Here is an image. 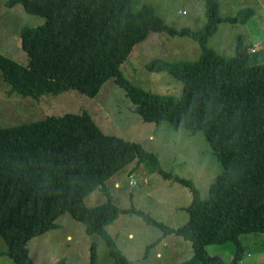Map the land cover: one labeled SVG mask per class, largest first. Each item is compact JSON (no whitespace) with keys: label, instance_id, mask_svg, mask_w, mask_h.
<instances>
[{"label":"trees","instance_id":"1","mask_svg":"<svg viewBox=\"0 0 264 264\" xmlns=\"http://www.w3.org/2000/svg\"><path fill=\"white\" fill-rule=\"evenodd\" d=\"M203 1L205 23L192 31L166 25L149 5L134 9L135 0H8V6L19 3L43 19L19 31L25 67L0 55L1 77L10 92L39 97L76 90L95 97L113 79L143 122L168 121L174 130H199L221 165L200 199L191 181L163 170L158 156L139 143L105 134L86 110L0 127V235L15 264H34L27 242L55 229L65 213L87 234L101 237L113 264L130 262L106 227L128 212L162 232L145 255L167 235L189 242L191 256L177 264H226L205 252L207 245L224 243L233 244L230 264H240L245 252L241 235H264V49L251 52L242 38L231 56L205 46L218 24H246L254 10L241 8L221 18L216 0ZM150 33L188 37L199 44L196 61L155 60L146 66L179 79L180 97L132 86L120 71ZM133 160L189 188L183 225L171 228L112 203L106 181ZM97 188L106 201L86 207L85 196ZM96 260L92 245L89 264Z\"/></svg>","mask_w":264,"mask_h":264},{"label":"rangeland","instance_id":"2","mask_svg":"<svg viewBox=\"0 0 264 264\" xmlns=\"http://www.w3.org/2000/svg\"><path fill=\"white\" fill-rule=\"evenodd\" d=\"M7 2L0 0V55L25 67L27 57L19 47V31L23 27L38 26L43 19L25 12L19 3L8 6ZM216 2L221 18L241 8L253 9L254 15L246 24H218L207 38L206 47L220 56H231L237 40L242 38L244 44L251 46V52L264 49V0ZM143 4L151 6L166 25L175 29L198 31L205 23L203 0H135L133 7L137 9ZM198 55L199 44L193 39L150 33L145 41L135 45L120 71L132 86L151 93L180 97L183 84L179 79L166 71H149L146 66L155 60L196 61ZM84 110L105 134L139 143L143 149L155 153L163 170L191 181L200 199H205L208 185L221 171V165L199 130L193 133L185 128L174 130L168 121L158 124L143 122L132 111L125 90L113 79H109L95 97L76 90L32 97L10 92L0 73V127ZM114 179L119 183L118 188L113 186ZM128 180L134 184H128ZM106 185L112 203L120 209L138 210L168 227H180L187 220L185 207L191 200L189 188L164 178L158 172L148 171L145 163L133 160L111 176ZM105 201L103 191L97 188L85 196L84 204L93 208ZM107 232L130 264H177L191 256L189 242L171 235L166 238L169 247L163 248L160 260L152 256L156 245L143 258L146 246L157 239L161 230L135 213L120 214L117 221L107 227ZM128 234L132 237L127 238ZM240 240L245 251L240 264H264V235L243 234ZM92 245L97 252L96 264H113L101 237L87 234L80 222L65 213L57 219L55 229L30 239L26 246L34 264H89ZM6 251V243L0 235V264H15ZM205 252L230 264L233 244L207 245Z\"/></svg>","mask_w":264,"mask_h":264},{"label":"crops","instance_id":"3","mask_svg":"<svg viewBox=\"0 0 264 264\" xmlns=\"http://www.w3.org/2000/svg\"><path fill=\"white\" fill-rule=\"evenodd\" d=\"M151 137V136H150ZM113 186L115 187V188H118V186H119V183H118V181L116 180V179H114V182H113ZM119 218V217H118ZM117 221V220H116ZM114 223V222H113ZM112 223V224H113ZM111 225V224H110ZM109 226V225H108ZM107 226V227H108ZM107 227H106V229H107ZM171 228H177V227H171ZM161 235H162V232H161V234L157 237V239H159V238H161ZM171 235H167L166 237H164V238H162V239H160V242L158 243V244H156V246H155V248H154V250H153V253H152V256L155 258V259H159L160 258V256H161V254H162V251L168 246V244L170 243V242H168L169 241V239H167L166 240V238L167 237H170ZM132 236H131V234H128L127 235V238H131ZM156 239V240H157ZM155 240V241H156ZM155 241H153V242H155ZM172 241V240H171ZM152 242V243H153ZM152 243H150V244H152ZM149 244V245H150ZM148 245V246H149ZM160 246H162V247H160ZM147 247V246H146ZM169 247V246H168ZM164 248V249H163ZM29 251V250H28ZM121 252V251H120ZM122 253V252H121ZM122 255L124 256V254L122 253ZM125 257V256H124ZM145 257H147L146 255H143V258H145ZM160 260V259H159Z\"/></svg>","mask_w":264,"mask_h":264},{"label":"built area","instance_id":"4","mask_svg":"<svg viewBox=\"0 0 264 264\" xmlns=\"http://www.w3.org/2000/svg\"><path fill=\"white\" fill-rule=\"evenodd\" d=\"M128 184H134V181H132V180H128Z\"/></svg>","mask_w":264,"mask_h":264}]
</instances>
